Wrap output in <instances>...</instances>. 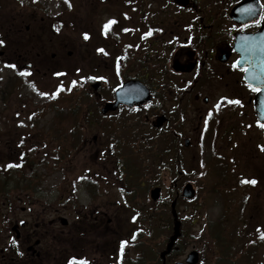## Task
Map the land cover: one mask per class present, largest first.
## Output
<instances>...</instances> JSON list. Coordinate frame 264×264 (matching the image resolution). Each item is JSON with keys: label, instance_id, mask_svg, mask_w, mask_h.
<instances>
[{"label": "rangeland", "instance_id": "obj_1", "mask_svg": "<svg viewBox=\"0 0 264 264\" xmlns=\"http://www.w3.org/2000/svg\"><path fill=\"white\" fill-rule=\"evenodd\" d=\"M165 2L166 0H0V40H4L0 44V50L5 52L4 56H0V185L5 176L4 170H9L8 165H14L16 158L20 160L17 155L22 147L31 150L32 155L28 159L35 165L33 169L24 168L25 176L30 177L31 187L24 189L23 183L19 189L14 185L9 186L7 193L2 192L0 195V262L70 264L75 257L76 264L84 259L88 264H118V251L124 241L127 243L123 245L130 255L134 254L129 243L134 231L141 229V224L132 220L133 210L121 203L117 186L119 181L115 177L114 168L112 169L114 164L109 162L111 171L101 162L97 164L95 150L85 145L89 140L99 142L103 139L105 142L117 135L122 137L123 134L132 133L134 137H127L125 141L129 145L127 158L130 161L137 157L155 159L150 162L153 171L144 174L141 181H148L149 176H157L149 179L151 183L148 190L161 185V198L164 201L154 204L157 206L154 211L159 215L170 212L168 206L172 198L169 199L167 193L174 192L173 178L170 170L161 167V160L168 162V156L160 158L159 153L165 136L161 135L160 138L144 143L145 136H140L143 125L137 131L129 117H124L121 123L124 128L111 136L112 133L105 128V124L111 126L113 122L119 123L115 120L122 119L123 112L106 117L100 115L102 103L95 100L94 93L89 88L90 83L100 79L98 91L107 97L124 76H131V72H126L130 67L127 61L131 53L143 44L142 40L149 26L147 21L155 24L152 28H159L166 34L169 33L167 28L178 25L175 18L188 16L190 22L189 16L192 14L189 10L176 8L172 0L171 4L161 9L160 6ZM204 5V1L196 3L198 15L205 16L203 9H206L217 23L233 3L224 1L221 5L213 6V9ZM112 20L115 21L116 28L104 32L103 29L106 25L110 26L108 22ZM188 23L184 28L190 30ZM202 23L206 24L205 21ZM221 23L228 26L223 20ZM27 26L29 32H25ZM175 29L181 33L182 40L187 31H183L181 26ZM204 31L210 33V25H205ZM85 33L88 34L87 39ZM20 52H24L29 61L34 62L31 70L18 61L17 55ZM224 81H228V78L222 80L213 93V96H218L219 119L223 116L219 102L230 95ZM10 85L19 86L9 89L6 94ZM188 103V115L193 119V128H196L200 113L195 107H201L202 110L204 107L203 104L195 106L193 97L189 98ZM55 107L75 114L59 117L61 111L56 114ZM145 115L133 114L132 117L143 118ZM87 116H91L89 121L95 119L99 124L86 123ZM72 120L79 123V147H75L72 154L68 155L71 152L68 151L67 156L55 160L51 155L58 147L57 143H67L72 137ZM238 123L239 120L235 118L231 125L237 129ZM248 130L245 127L241 134L234 135L233 140L230 139L231 143H228L229 138L224 135L225 128L220 129V138L214 139L212 148L205 149L198 139L202 130L187 132L193 143L190 148L184 147L180 139L181 159L185 170L181 181H188L195 186L197 200L193 205H197L198 211H192L186 200L176 204L178 218L184 221L185 248L173 251L171 256L166 257L165 264L183 260L184 253L193 248L200 252V259H203L204 264H215L210 260V254L214 250L206 246L204 240L209 231L205 224L208 221L215 224L216 220H220V213L225 207L220 194L224 191L227 206L224 220L235 229H243L241 239H247L248 245L252 244L253 257L247 253L248 264H264V242L256 241L264 236V184L258 178V171L264 176V161L253 159V141L249 137L252 132ZM145 147L150 155L144 153ZM216 156L221 160L216 159ZM225 162L227 175L224 179ZM87 168L105 175L100 183L110 190L107 197H91L89 190L78 183V178ZM92 171L88 175L93 174ZM24 173L19 172V176L12 177V182L16 177L21 178ZM251 180L258 182V185L255 183V187L242 191L244 183ZM214 187L216 189L213 192ZM148 194L147 192L144 200L138 198L134 207L141 209V204L146 202L147 208L151 202ZM245 195L247 199L243 202L242 197ZM240 206L246 208L243 214L238 210ZM99 211H103L105 221L100 227L94 221V216ZM61 218L66 220V225L60 222ZM107 219L110 221L107 222ZM15 224L18 227L12 232ZM204 226L206 230L202 235ZM168 228L169 232L164 227L158 230L159 235L163 233L157 240L161 243L159 251L164 249L171 234V223ZM16 231L19 232V239L14 236ZM239 231L241 230L235 231V234ZM98 232L101 236L96 235ZM157 242L155 241V245H158ZM27 246H31V249L28 250ZM13 249H17V252ZM237 252L232 249L231 256Z\"/></svg>", "mask_w": 264, "mask_h": 264}, {"label": "flooded vegetation", "instance_id": "obj_2", "mask_svg": "<svg viewBox=\"0 0 264 264\" xmlns=\"http://www.w3.org/2000/svg\"><path fill=\"white\" fill-rule=\"evenodd\" d=\"M262 15L263 21L264 10ZM191 18V21H193L191 35L197 34L198 37L196 38L189 39L188 36L184 37L182 35L184 38L180 39L181 33L177 32L175 28H178V26L180 28L182 22L178 21H182V18L177 19L178 25L166 29L169 30L168 34L161 31L160 34L153 35L154 41H152L153 37L150 34L145 35L142 40L144 43L139 47V54H137V57L133 56L127 71L131 72L132 78L149 88L151 101L144 106H136L133 109L122 106V111L111 112H123V118L116 119L115 121L119 123L114 124L113 122L111 126H108V131L112 133L111 136L117 134L123 128L121 122H123L124 117L125 119L129 117V121L136 125L137 131L141 124L143 125L144 128H141L142 134L140 136L155 135V138H160L161 135H164L165 140L163 139L160 148L169 149L175 162L177 161V145L180 139H182L186 148L193 145L187 136L189 131L202 130L198 139L205 149V147L212 148L214 146V139L216 137L220 138V129L225 128L224 135L227 136V139L229 138L228 143H231L234 135L241 134L246 127L249 129L248 132H252L249 137H252L251 140L253 141L251 148L253 159L264 161V126H262L264 124L257 121L253 105L258 89L244 81L243 69L237 66L235 61L237 54L232 49L235 40L234 33L241 31L251 33L257 30L259 26L246 27L232 21L226 26V30H223V28L216 30L212 25L214 24L213 20L208 16L205 25L206 27L210 25L212 31L209 33L204 31L203 17H198L199 22H197V16ZM25 30V32H29V27L27 26ZM25 32H22V34ZM0 51L2 52L1 56H4L5 52ZM17 59L24 63L28 69H32L34 62L29 61L24 52H20ZM226 77L228 81H224L223 84L230 95L225 94L228 97L224 100L222 98L219 102L221 104L219 105L220 110L223 111V116L219 119L218 96H213V93L217 85ZM127 79L129 77L122 79L121 82ZM23 85L25 86V83ZM15 87L17 86L12 87L10 85L5 93L8 94L9 89L12 90ZM190 97H193L195 106L203 104L204 107L202 110L201 107L194 106L197 112L200 113L197 117L199 122L196 128H193V119L188 115ZM236 101H239V103ZM133 114L146 115L142 118L132 117ZM235 118L239 120L237 129L231 125ZM127 137H134V135L132 133L123 134L122 137L117 135L115 138L106 139L105 142H103V139L99 142L98 140H89L88 144L85 145H88L89 149L95 150L97 164L101 162L103 166L111 171L110 162L111 165L114 164L112 169L120 171L125 168L122 158L128 156L129 145L125 144ZM80 142L78 141L77 144L79 145ZM82 142L87 143V141ZM114 158L117 159L116 162H114ZM91 171L92 169L87 168L85 173L88 174ZM92 173L95 183L93 190L97 198L107 197L110 190L100 183L101 179H105V175H99L94 171ZM258 174V178L264 184V176H261L259 171ZM258 178L255 179L258 180ZM256 185H258V182H256ZM246 199L247 197L243 200L246 201ZM97 214L94 216V221L100 227L105 222L103 221L104 214L103 211H99ZM109 221L110 219H107V222ZM99 233L96 235L101 236Z\"/></svg>", "mask_w": 264, "mask_h": 264}, {"label": "trees", "instance_id": "obj_3", "mask_svg": "<svg viewBox=\"0 0 264 264\" xmlns=\"http://www.w3.org/2000/svg\"><path fill=\"white\" fill-rule=\"evenodd\" d=\"M77 106L79 105L77 104ZM60 113L61 115L64 114L62 112ZM154 160L155 159L140 161L138 163L137 169L135 168L134 170L132 168V170L128 173V176L130 175V177H128L127 185L129 188H132V190L134 191V195L132 193L130 195L131 197H129L132 201L136 198V194L138 192L136 191L138 189L137 186L138 187L141 186L140 179L143 177L144 174L147 175L150 173V171L152 170L150 162H154ZM13 170L14 169L11 168L9 170L4 171L5 176L3 177V180H2L3 183L0 185V195H2L3 193L6 194L9 186L13 187L14 185L19 189L20 184L23 183L24 189L27 188V186L31 187L30 178L29 179L25 177L23 178V176L22 178H19V179L15 178L16 180L12 182L11 178L14 176ZM154 172H157V171H154ZM154 177L155 176H152V177L149 176L147 183L148 184L151 183L149 179L150 180L152 178L154 179ZM26 182H28V184H26ZM215 189L216 187H214L212 191L214 192ZM220 195H221L223 204L225 206L223 208V211H221L220 213V216H219L220 220H216L215 224H213L211 221H208L205 224V226H207V229L209 230L208 235L204 239L206 240V246H209L210 249L213 248L214 250V252L210 254V260L212 262H215V264H248L249 258L247 255L251 254L253 257V253H252L253 250H251L252 244L248 245L246 243V242L249 243L247 239L246 241L241 239L244 233L243 229H235L233 225H229V222L224 220L227 214L225 191ZM196 200L197 198L194 199L191 204H189L190 208H192V211L194 212L198 211L197 205L196 206L193 205V202ZM149 204L147 208H146V205L142 203V206L144 208L142 207L140 210H138V207H137L134 209L135 212H134V215L132 216V220L136 221V224L138 223L141 224V225L138 224L141 227V229L138 228L135 231V234L133 235V238L130 240V243H129L130 247L133 249L134 254L130 255L129 250H127V247L123 245V251L120 250V253H119L120 257L118 260V264H161L159 254H158V251H159L158 247H160L161 243L157 242V240L160 238V236H162L163 233L159 235L158 230L161 227H164L168 231V227L170 224L169 214L166 211V213H164L163 215L161 214L159 215L157 212L154 211V209H157V206L154 205V203H152V206H149ZM194 212H192L193 215L195 214ZM133 217H135V219H133ZM205 226L202 228L203 229L201 231L202 235H204V232L206 230ZM238 230H241V231H239L238 234L236 235L235 231H238ZM168 232L166 233V235L169 234ZM201 233L199 234L200 236H201ZM262 239L263 238L260 237L256 241L260 242ZM184 240H185V237L181 238L180 241H178L173 251L178 252L182 250V248H185ZM155 241L158 243V245H155ZM232 249L238 251L234 255L235 258L234 256H231ZM199 263L204 264L203 259H201ZM0 264H5L4 260L3 262H0Z\"/></svg>", "mask_w": 264, "mask_h": 264}, {"label": "water", "instance_id": "obj_4", "mask_svg": "<svg viewBox=\"0 0 264 264\" xmlns=\"http://www.w3.org/2000/svg\"><path fill=\"white\" fill-rule=\"evenodd\" d=\"M179 4L185 5L188 0H176ZM256 9L254 8V12ZM243 11L240 8V5L235 6L232 10L231 16H233L237 20L243 19ZM255 40V44H260L259 49H261L262 54H257L254 56L255 59L251 58L248 60V49L246 47L247 40L246 38H238L236 44H235V50L240 54V57L238 59L240 67L246 66L244 77L247 82L252 84L253 86H257L256 84L261 83V79L259 78L260 75L264 74V25L260 29V32L254 35V38L252 41ZM253 42V43H254ZM129 85L131 83L127 82L120 87L117 88L115 93V102L106 103V105L102 108V111L107 112V110L115 109L119 103H123L126 105H130L133 107L135 104L144 105L148 102V91L147 94L144 91V89H140L139 87H142L139 85V87H132L129 88ZM93 88H96L98 86V83H95L92 85ZM143 88V87H142ZM262 94L260 93L258 95V101L257 106L255 108L256 116H258L259 121L264 123V104H263V98ZM160 187H156L151 190L150 194L151 197L155 200L158 199L160 195ZM182 195L186 198H192L194 195V189L192 185L186 184L183 188ZM176 203V200L172 201L171 208H172V216H173V226H172V234L168 238L167 243L165 245V249L161 250L160 257L162 258L163 262L165 260V257L169 252L171 251L173 245L175 244V240L180 236L181 230V222L179 219H177V213L176 209L174 208ZM65 223V220H63ZM17 226L13 228L15 230ZM18 236V232H17ZM198 261V252L191 251L187 257L185 258L184 262L176 261L173 264H196Z\"/></svg>", "mask_w": 264, "mask_h": 264}, {"label": "snow or ice", "instance_id": "obj_5", "mask_svg": "<svg viewBox=\"0 0 264 264\" xmlns=\"http://www.w3.org/2000/svg\"><path fill=\"white\" fill-rule=\"evenodd\" d=\"M111 23H114V21H109L108 22V24H111ZM106 27H107V25H106ZM84 35H85V38L87 39L88 38V34L85 33ZM3 43L4 42L2 40H0V44H3ZM100 51H103V49H101ZM12 67H15V65H12ZM236 102L239 103V101H236ZM262 126H264V125H262ZM12 166H15V165H12V164H9L8 165V167H12ZM251 183H256V181L255 180H252ZM133 219H135V217H133ZM13 243H15V241H13ZM125 243H127V242L126 241L122 242V244H121V251H123V244H125ZM70 264H76V258L75 257L72 259V261H70ZM79 264H88V262H87L86 259H84V260L79 261Z\"/></svg>", "mask_w": 264, "mask_h": 264}]
</instances>
